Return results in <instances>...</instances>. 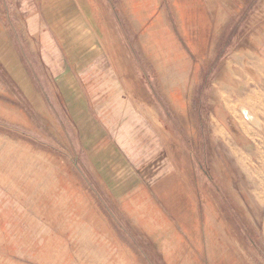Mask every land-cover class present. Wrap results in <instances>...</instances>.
Returning <instances> with one entry per match:
<instances>
[{"label": "rangeland", "instance_id": "rangeland-1", "mask_svg": "<svg viewBox=\"0 0 264 264\" xmlns=\"http://www.w3.org/2000/svg\"><path fill=\"white\" fill-rule=\"evenodd\" d=\"M263 38L264 0H0V264H264Z\"/></svg>", "mask_w": 264, "mask_h": 264}, {"label": "crops", "instance_id": "crops-1", "mask_svg": "<svg viewBox=\"0 0 264 264\" xmlns=\"http://www.w3.org/2000/svg\"><path fill=\"white\" fill-rule=\"evenodd\" d=\"M80 7H78V8H80ZM81 8L79 9V10H81V13L77 16L78 21H80V24H79L80 28L84 27V26H89L88 21L86 20L87 15H85L83 9H81ZM62 18L64 19L65 17H62ZM69 39L70 38H68L67 40H69ZM88 43H91V42L88 41ZM243 49H247V48H243ZM259 60H260V65H262V63H264V58L263 59L259 58ZM70 77L73 78L72 76H70ZM58 84H60L62 86V87L59 86L61 89L64 87L66 88L62 92L64 94H66V92L68 93V98L66 97L65 99H67V103H68L69 108H71V111L73 113H75V112H78V110H79L80 113L82 114L83 113L82 111H84V108H83L84 99L82 97L83 94L80 93V90L75 89V84H73V82L66 84L63 77L58 80Z\"/></svg>", "mask_w": 264, "mask_h": 264}, {"label": "bare ground", "instance_id": "bare-ground-1", "mask_svg": "<svg viewBox=\"0 0 264 264\" xmlns=\"http://www.w3.org/2000/svg\"><path fill=\"white\" fill-rule=\"evenodd\" d=\"M262 41H264V38L262 39ZM239 109H240V114H241L242 118L244 119V121L248 125H250L253 129H256V130H263L264 129V124L262 122V121H264V117L262 120H260L258 118L259 115L256 113L257 112L256 110H253V109L248 108L246 106H240Z\"/></svg>", "mask_w": 264, "mask_h": 264}]
</instances>
